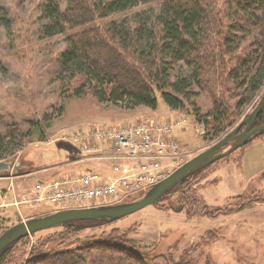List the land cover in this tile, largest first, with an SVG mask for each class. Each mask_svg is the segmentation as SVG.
Listing matches in <instances>:
<instances>
[{
	"label": "rangeland",
	"instance_id": "rangeland-1",
	"mask_svg": "<svg viewBox=\"0 0 264 264\" xmlns=\"http://www.w3.org/2000/svg\"><path fill=\"white\" fill-rule=\"evenodd\" d=\"M43 2L0 0L8 23V28L0 24V134L14 131L11 144L22 145L14 150L8 148L0 158V163L8 165L0 169V233L26 218L65 209L44 203L21 204L19 196L30 192L34 178L43 174L47 176L43 180L59 176L77 178L89 168L106 171L104 164L75 163L83 145V138L77 136L79 132L113 129L150 119L179 120L182 125L173 131V136L181 154L165 166L161 173L166 175L233 129L264 91L262 87L242 108L234 124L216 138L210 136L205 118L201 117L211 105L204 92L193 98V107L186 104L180 111L168 109L159 97L156 108L151 110L100 103L90 92L70 96V92L62 91L57 80V60L67 48L66 36L46 38L39 33L44 23L40 14ZM193 108L199 111L198 117ZM189 191L201 206L199 214L192 215L191 207L187 208L192 210L189 213L182 209L179 197ZM140 194L121 196L120 202ZM243 198L255 202L249 208L231 210ZM116 199L119 198L76 200L64 206L110 204L116 203ZM111 230L124 232L140 255L157 263L166 258L170 264H184L185 259L190 264H264V135L209 165L185 185L168 192L165 200L109 225L84 231L80 239L89 242L103 238ZM59 232L52 228L23 239L10 255L14 260L5 264H20L32 244Z\"/></svg>",
	"mask_w": 264,
	"mask_h": 264
},
{
	"label": "trees",
	"instance_id": "trees-1",
	"mask_svg": "<svg viewBox=\"0 0 264 264\" xmlns=\"http://www.w3.org/2000/svg\"><path fill=\"white\" fill-rule=\"evenodd\" d=\"M3 14L0 7V24L8 28ZM40 14L44 23L39 33L66 36L57 80L70 96L90 92L100 103L151 110L159 97L168 109L180 111L186 104L193 107V98L204 92L211 105L201 117L216 138L264 87V0H44ZM193 114L198 117L199 111ZM260 124L264 108L253 126ZM13 132L0 134V158L8 148L22 146L11 144ZM179 200L182 209L193 208L192 215L202 212L193 192ZM253 202L243 198L231 210L249 208ZM109 224L67 222L56 227L59 233L32 244L20 264H170L166 258L157 263L140 255L124 232L111 230L89 242L80 239V233ZM34 234L3 249L0 264L12 262L14 247Z\"/></svg>",
	"mask_w": 264,
	"mask_h": 264
},
{
	"label": "built area",
	"instance_id": "built-area-1",
	"mask_svg": "<svg viewBox=\"0 0 264 264\" xmlns=\"http://www.w3.org/2000/svg\"><path fill=\"white\" fill-rule=\"evenodd\" d=\"M175 119H150L113 129L93 128L77 136L83 138L75 163L104 164L106 171L87 169L77 178L59 176L36 180L21 204H51L68 208L73 201L91 202L115 197L116 202L134 192L141 193L164 179L165 166L181 154L173 131L182 124ZM76 139H78L76 137ZM78 150V151H79ZM125 198V197H124Z\"/></svg>",
	"mask_w": 264,
	"mask_h": 264
},
{
	"label": "water",
	"instance_id": "water-1",
	"mask_svg": "<svg viewBox=\"0 0 264 264\" xmlns=\"http://www.w3.org/2000/svg\"><path fill=\"white\" fill-rule=\"evenodd\" d=\"M264 108V91L246 117L240 120L219 140L196 154L161 181L146 189L139 196L125 202L68 208L46 215L30 217L13 224L0 233V252L15 241L34 233L60 227L71 221H103L112 223L147 206L156 204L171 188L192 174L230 155L246 145L257 133H264V124L253 126L257 115ZM7 164L0 163V169Z\"/></svg>",
	"mask_w": 264,
	"mask_h": 264
},
{
	"label": "crops",
	"instance_id": "crops-1",
	"mask_svg": "<svg viewBox=\"0 0 264 264\" xmlns=\"http://www.w3.org/2000/svg\"><path fill=\"white\" fill-rule=\"evenodd\" d=\"M242 158H243V156H242ZM40 174H42V173H40ZM54 176V175H53ZM52 176V177H53ZM57 176V175H56ZM42 177H47L46 176V174H43V175H40L39 177H37V178H34V179H36V180H43V178ZM46 179V178H45Z\"/></svg>",
	"mask_w": 264,
	"mask_h": 264
},
{
	"label": "flooded vegetation",
	"instance_id": "flooded-vegetation-1",
	"mask_svg": "<svg viewBox=\"0 0 264 264\" xmlns=\"http://www.w3.org/2000/svg\"><path fill=\"white\" fill-rule=\"evenodd\" d=\"M7 167H8V165H7ZM5 168H6V167H5ZM5 168H4V169H5Z\"/></svg>",
	"mask_w": 264,
	"mask_h": 264
}]
</instances>
